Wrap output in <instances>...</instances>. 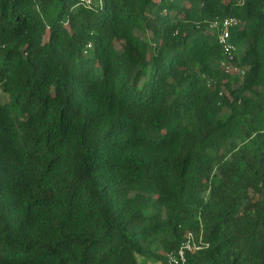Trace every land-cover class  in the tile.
Instances as JSON below:
<instances>
[{"label": "trees", "instance_id": "trees-1", "mask_svg": "<svg viewBox=\"0 0 264 264\" xmlns=\"http://www.w3.org/2000/svg\"><path fill=\"white\" fill-rule=\"evenodd\" d=\"M188 233L187 264H264V0H0V264H165Z\"/></svg>", "mask_w": 264, "mask_h": 264}, {"label": "built area", "instance_id": "built-area-1", "mask_svg": "<svg viewBox=\"0 0 264 264\" xmlns=\"http://www.w3.org/2000/svg\"><path fill=\"white\" fill-rule=\"evenodd\" d=\"M94 0H77V4L84 8H92ZM239 21L233 17H227L222 20H213L209 23V27L213 30L219 29L218 43L221 46L227 61L221 63L225 72H236L237 68L234 67L232 62L235 47L230 41L231 28L238 25ZM205 247L201 240L196 241L193 233H188L183 241L180 242L178 247L169 251L165 256V264H187V254L198 252Z\"/></svg>", "mask_w": 264, "mask_h": 264}, {"label": "rangeland", "instance_id": "rangeland-1", "mask_svg": "<svg viewBox=\"0 0 264 264\" xmlns=\"http://www.w3.org/2000/svg\"><path fill=\"white\" fill-rule=\"evenodd\" d=\"M3 100H5V98H3Z\"/></svg>", "mask_w": 264, "mask_h": 264}]
</instances>
